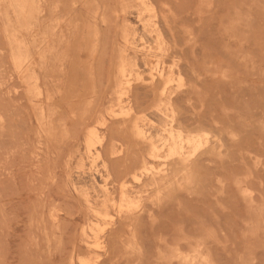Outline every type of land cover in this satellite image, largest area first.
<instances>
[{"label":"rangeland","instance_id":"374dc122","mask_svg":"<svg viewBox=\"0 0 264 264\" xmlns=\"http://www.w3.org/2000/svg\"><path fill=\"white\" fill-rule=\"evenodd\" d=\"M0 264H264V0H0Z\"/></svg>","mask_w":264,"mask_h":264},{"label":"bare ground","instance_id":"6f19581e","mask_svg":"<svg viewBox=\"0 0 264 264\" xmlns=\"http://www.w3.org/2000/svg\"><path fill=\"white\" fill-rule=\"evenodd\" d=\"M154 76H155V75L152 76L153 79L155 78ZM161 76L163 77L162 74H161ZM151 147L153 148V150L156 149V145H155L153 142L151 143ZM96 242H98V241H96Z\"/></svg>","mask_w":264,"mask_h":264}]
</instances>
